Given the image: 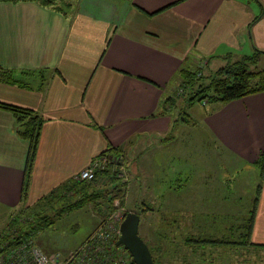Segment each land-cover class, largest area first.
<instances>
[{"label": "crops", "instance_id": "obj_1", "mask_svg": "<svg viewBox=\"0 0 264 264\" xmlns=\"http://www.w3.org/2000/svg\"><path fill=\"white\" fill-rule=\"evenodd\" d=\"M117 1L77 0L63 16L33 1L0 0V75L11 70L27 82L0 81V102L42 119L21 202L27 140L0 108V205L9 213L76 178L107 147L128 152L148 136L166 134L168 116L149 115L181 87L179 68L210 73L216 69L210 62L227 54L264 50V0ZM199 104L210 134L256 167L264 145V91ZM260 181L250 240L264 243V169Z\"/></svg>", "mask_w": 264, "mask_h": 264}, {"label": "rangeland", "instance_id": "obj_2", "mask_svg": "<svg viewBox=\"0 0 264 264\" xmlns=\"http://www.w3.org/2000/svg\"><path fill=\"white\" fill-rule=\"evenodd\" d=\"M106 1L119 3L117 0ZM225 62V58L219 63L212 61L209 67L217 68ZM249 68H264V53L258 54ZM199 73L208 74L205 70ZM22 81L26 82L25 79ZM180 94L182 92L177 94L176 91L171 94L176 96L171 110L175 118L180 110ZM186 111L190 116L189 122H176L172 130L168 129L169 133L161 138L144 137L132 150L113 156L115 159L102 167L123 158L126 162L125 168L120 166L118 173L125 183L123 206L110 216L134 209L135 203L136 206L149 205L153 210L139 214L137 233L145 243H158V264H264V251L255 246L252 249L251 246L205 245L202 254L200 248L194 254L191 247L184 245V237L196 236L197 233L209 238L222 235L228 239L236 237L241 230L236 226L248 216L251 202L257 196L256 185H262L259 168L225 150L201 124L203 108L198 102L192 103ZM174 178L179 180L171 183H163L162 180L166 182ZM98 185L103 186L102 181ZM61 204L62 200H57L45 211L49 216L45 220L47 225L37 229L31 241L42 252L57 253L60 260L66 261L89 234L100 228L101 217L92 210L91 204L56 213L55 207ZM10 217L6 207L0 205V232Z\"/></svg>", "mask_w": 264, "mask_h": 264}, {"label": "trees", "instance_id": "obj_3", "mask_svg": "<svg viewBox=\"0 0 264 264\" xmlns=\"http://www.w3.org/2000/svg\"><path fill=\"white\" fill-rule=\"evenodd\" d=\"M6 1L15 2L18 0ZM29 1L47 7L63 16L71 12L75 8V3L77 2V0ZM260 53H264V51L253 49L250 54H244L238 57L227 54L223 57L226 59V62L206 75H201V73L197 74V71H190L183 67L179 68V75L182 79L180 86L183 89V93L180 95L181 97L179 99L181 102L179 105L180 110L178 117L175 118L171 114V110L176 103V96L174 97L173 95L161 98L155 111L149 116H168L169 131H171L176 122L190 121V116L186 109L194 102L200 103L201 101H204L206 103H224L232 99L240 98L244 95L264 91V68H249L250 64L254 63L255 57ZM231 57L234 58L231 59ZM203 79H205V83L203 82ZM0 81L8 84H17L18 86H27L25 82L15 77L11 70H2ZM0 108L9 111L12 114L15 119L17 135L20 138L27 140V154L20 189V200L21 202H24L42 119L29 108L19 107L4 102H0ZM180 113L184 116H181ZM121 153L122 150L119 147H107L97 156L106 155L113 158V156L117 157L118 155H121ZM254 164L259 168L260 178L264 169V145L257 159L254 161ZM120 166L125 168L126 162L124 158L119 162L113 161L105 168L95 169L89 179H68V181L50 189L47 193L39 197V199H37L32 205H20L18 210L17 208L14 209L13 211H17L13 213L14 215L12 217H10V215L13 211L9 213L10 218L6 225H4V229L0 232V256H6L21 243L31 241L32 235L35 231L40 229L43 224L47 225L45 220L49 216H47L45 211L49 210L52 203L57 200H62V204L55 207L56 213L59 212L60 214V212L71 211L73 209L81 208L84 205L91 204L92 210L101 217L99 224L104 222L111 213L123 206L125 191L122 189L125 183L121 179L122 177L118 176ZM101 181L103 186L98 185V182ZM259 188L260 185L257 184L255 188V194L257 196L254 197L251 202L247 214L248 216L243 217L242 222L236 226V228L241 229L240 232L236 233V237L234 236L228 239L222 235L215 238H209L197 233L196 236L189 235L184 237V245L191 247L190 250L194 254L197 248H200L202 254V249L205 245H210L212 247L224 245L231 248L251 246L252 249L255 246L258 247L259 250L264 251V243L252 242L250 240V230L255 214ZM114 200H116V203H113ZM131 210L139 215L142 212L153 209L147 204L143 203L136 206L135 203L134 209ZM126 211L128 210H123V214ZM90 235L91 234L88 236ZM146 244L150 251L153 263L158 264L156 256L159 255L160 246L157 242L153 244L146 242ZM79 247L80 246H78V249L71 253L66 259L77 254ZM119 250L125 253L129 259L130 256L122 247H120ZM129 263L133 264L131 260Z\"/></svg>", "mask_w": 264, "mask_h": 264}, {"label": "built area", "instance_id": "obj_4", "mask_svg": "<svg viewBox=\"0 0 264 264\" xmlns=\"http://www.w3.org/2000/svg\"><path fill=\"white\" fill-rule=\"evenodd\" d=\"M203 63L204 61H201L199 65ZM181 92L183 89L178 87L176 93ZM114 159L106 155L94 157L86 167L78 172L76 179H89L95 169L102 168ZM122 216L123 211L120 214L109 215L100 224V228H97L96 233L88 236L80 245L78 253L70 256L66 261L60 260L57 254L42 252L39 247L32 244V241H27L11 250L6 256H0V264H130L131 258L129 257V260L127 255L119 250L121 246L114 244Z\"/></svg>", "mask_w": 264, "mask_h": 264}, {"label": "water", "instance_id": "obj_5", "mask_svg": "<svg viewBox=\"0 0 264 264\" xmlns=\"http://www.w3.org/2000/svg\"><path fill=\"white\" fill-rule=\"evenodd\" d=\"M139 215L132 211H126L118 224V236L116 246H121L130 256L133 264H154L147 244L137 233Z\"/></svg>", "mask_w": 264, "mask_h": 264}]
</instances>
